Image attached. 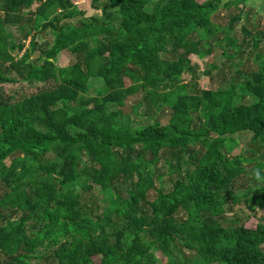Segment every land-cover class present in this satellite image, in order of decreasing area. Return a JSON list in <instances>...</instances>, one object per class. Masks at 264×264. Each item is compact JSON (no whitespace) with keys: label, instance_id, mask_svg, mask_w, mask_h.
<instances>
[{"label":"trees","instance_id":"obj_1","mask_svg":"<svg viewBox=\"0 0 264 264\" xmlns=\"http://www.w3.org/2000/svg\"><path fill=\"white\" fill-rule=\"evenodd\" d=\"M75 1L0 0V264H160L151 248L264 264L259 213L252 225L226 216L244 164L256 173L246 199L264 209V32L244 21L224 43L212 22L233 8L234 28L247 0H90L100 16ZM214 45L227 65L257 51L256 68L226 78L212 63L215 91L190 90L192 58ZM63 51L75 61L62 68ZM32 81L42 86L19 99L3 87ZM171 90L165 122L136 120ZM248 134V158L230 157Z\"/></svg>","mask_w":264,"mask_h":264},{"label":"rangeland","instance_id":"obj_2","mask_svg":"<svg viewBox=\"0 0 264 264\" xmlns=\"http://www.w3.org/2000/svg\"><path fill=\"white\" fill-rule=\"evenodd\" d=\"M202 1V0H200ZM76 5L82 9H85L87 11V16L91 15H96L100 16L102 14L101 10H93L91 9L90 6V0H76L75 1ZM235 9L230 8H219L218 11L213 14L212 16V22L218 25L217 27L220 28V32L222 33L220 36H222L223 41L224 39L228 42L231 41V39L237 38L238 35L240 36V25L245 21L246 24L250 23V25H246V28L255 32V31H261L264 32V0H247L245 3V8L243 9L242 13V19L241 23L234 25V28L230 29L227 27L228 25V19L229 16L234 13ZM52 35L50 34L49 36H46L44 38H39V45L42 46L45 43V40L51 41L52 40ZM237 40V39H236ZM235 42V39H233L231 42ZM166 52L171 54V48L166 47L165 48ZM249 51V50H248ZM247 52V51H245ZM12 53L14 55H19V52L17 49L13 50ZM222 50L214 45L211 48V51L204 50L201 52L200 55L195 56L192 58V64L193 68L196 71V83L195 86H189V89L192 90L194 88L195 90H212L215 91L218 82H217V70H212L210 77L207 76L204 71L209 64H216L219 68L220 72H224L226 74V78H229L230 76L233 75V73L236 70H243V71H248L249 68L255 69L256 68V60H255V54H257V51L254 53V55H248L245 60H240L238 59L239 57L235 56L228 62V65L224 58L221 56ZM175 55H167L165 58L167 60H172L174 59ZM242 57L244 58L245 55L243 54ZM250 59L247 60V59ZM75 61V58L72 54H70L68 51H63L59 57L55 60V63L59 67H66L71 64H73ZM1 68L4 70L5 65L1 64ZM241 79H243L242 75L240 76ZM120 80L122 84L126 87L130 86L131 83L126 78L123 74L120 75ZM180 81L182 84H188L190 81V77L186 75H181ZM42 86V84L37 83L35 81H32L30 83H17V84H8L3 86L4 90L6 91L7 94H9L11 97L14 99H19L24 96H28L31 93L35 92L38 87ZM116 83H112V88H118ZM94 89H96L94 87ZM94 89L90 90V94H93ZM177 97V92L175 90L167 91L165 93H162L161 97L158 99L156 106L153 108L154 110V115H151L149 117H141L138 116L136 118L137 121L142 122V123H150L154 120L157 119V115H160V110L163 108H168L167 105L172 104L174 100ZM130 100L128 101V103ZM161 108V109H160ZM167 110V109H166ZM143 109L139 111V113H142ZM165 122L166 119L162 118L161 115L159 116V121ZM248 139H251V135L248 134L245 138H240L239 140V145L238 147H233L229 151V156L230 157H235L242 153L245 158L247 157V149H248ZM192 147H198L197 144H191ZM261 153L257 152V155L260 156ZM51 156V155H50ZM245 168H247L248 173L243 175V177L239 180V183L235 186V192L236 195L239 197V202L234 207V211L232 212H227L226 216L229 217L230 219L234 221H239L236 222L237 224H248L252 225L256 223L255 217L259 213L261 218L264 220V209L259 211L257 210V207L254 205H251L250 202L247 201V193H248V186L254 185L253 182H250L249 180L256 174L254 170H252V166L249 164H244ZM166 184V185H165ZM164 186L165 190L171 187V184L166 183L164 180ZM252 192L257 193L258 189H253ZM236 219V220H235ZM1 223V221H0ZM264 249V246H263ZM151 252L157 257L158 261L160 264H198V257L194 252H190L187 250H184L183 255L178 252L174 251L173 254L171 255V258L165 257L163 254H161L159 251H153L151 248ZM42 255L44 254V251L40 252ZM2 260V255H0V261ZM95 264L99 262V258L95 257L94 258ZM31 263L34 264H50V262H44L42 259L35 260L33 259Z\"/></svg>","mask_w":264,"mask_h":264}]
</instances>
